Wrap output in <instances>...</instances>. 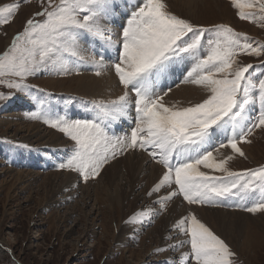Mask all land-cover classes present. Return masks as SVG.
I'll return each mask as SVG.
<instances>
[{"label": "snow or ice", "instance_id": "obj_1", "mask_svg": "<svg viewBox=\"0 0 264 264\" xmlns=\"http://www.w3.org/2000/svg\"><path fill=\"white\" fill-rule=\"evenodd\" d=\"M232 4L242 20L256 18L255 12L246 9L258 8L264 13V0H232ZM41 6L36 16L43 19L27 20L23 32L0 55V77L19 78V82L8 81L7 87L28 92L23 83L28 76L46 63H56L60 72H66L65 54L81 58L82 42L101 38L107 49L115 50L111 68L124 89L111 106L97 105L99 111L93 119L65 116L46 121L75 142L72 155L60 169L76 171L87 182L100 175L109 151L114 158L118 145L121 154L139 148L164 169L154 192L167 185L174 187L170 196L182 195L190 205H220L228 197L244 199L241 193L259 189V198L244 210L264 212V167L235 172L228 167L233 155L218 161L213 154L230 148L244 157L239 145L251 143L248 137L254 130L264 128V69L256 77L253 65L238 59L241 55H264V45L227 25L209 28L181 18L169 11L165 0H139L119 33L109 26L120 10L117 0H59L58 4L47 0L46 6L41 0ZM19 7L0 8V24L10 23ZM185 61L191 64L180 82L198 86L205 96L186 106L169 104L165 97L171 87L161 91L160 85ZM97 68L99 76L104 65L97 62ZM0 83L5 82L0 79ZM0 99H5L3 94ZM253 111L256 118L246 123ZM31 118L41 117L33 114ZM124 119L135 125L126 141L113 131V125ZM202 168L225 175H210ZM178 224L189 236L195 264H238L229 245L194 214Z\"/></svg>", "mask_w": 264, "mask_h": 264}, {"label": "rangeland", "instance_id": "obj_2", "mask_svg": "<svg viewBox=\"0 0 264 264\" xmlns=\"http://www.w3.org/2000/svg\"><path fill=\"white\" fill-rule=\"evenodd\" d=\"M124 1L126 0H117L120 6L118 15H125L123 24L128 15L125 14ZM138 1L136 0V4ZM165 2L170 12L197 25L209 28L227 25L242 34V37L247 36L250 41L264 45V19H261L264 13H260L258 8L246 9L256 14L255 20L249 21L240 19L239 10L233 6L232 0H197L198 3L192 4L200 7L196 10L190 5V0ZM54 3L58 4L59 0H54ZM15 4L20 7L12 14L11 22L0 24V55L10 48L13 38L23 32L27 20L43 19L36 16L37 12L42 11L41 0H0V8ZM44 5H47V0H44ZM116 25L117 23L115 33H119L120 26ZM86 43L89 52L101 64L106 63L111 67L115 52L111 55L112 62L109 58L101 60L93 52V43L90 40ZM65 56L67 62H64L72 65L75 70L66 66L69 69L60 72L56 63H46L23 82L28 86V92L7 87L8 81L19 82L18 77H0L5 82L0 83V94L5 97L0 99V264H195L190 257V244L187 243L189 236L184 234L178 224L182 218L192 214L204 217L200 221L229 245L236 253L238 264H264V212L250 213L244 210L259 198V189L256 193H241L244 199L240 196L228 197L220 205H190L182 195L170 196L174 187L167 185L160 188L159 192H151L149 195V189L152 188L145 181L140 182L143 177L138 180L134 178L136 185L132 188L126 182L130 177H122L127 175L123 169L124 163L119 164L121 177L113 181L110 168L135 154L146 157L148 166L155 165L164 171L147 152L139 148L125 149L121 154L120 146H117L114 158L109 151V159L100 175L89 178L87 182L78 172L58 167L72 155L75 142L46 121L65 116L71 119H93L97 114L94 111H99L97 105L107 106V102L68 95L64 91L47 87V81H59L60 78L72 80L78 77L77 74L81 75L77 64L68 63L76 58L70 54ZM238 59L244 64H252L256 77L261 75L264 55H241ZM78 62L76 59L75 63ZM185 63L179 72L176 70L178 77L182 78V73L190 68L191 62ZM94 69L92 68V76H96ZM253 69L249 71L252 72ZM112 72L114 73L113 70ZM179 80L180 78L173 81L171 91L180 87L182 83ZM78 98L83 102L81 107L78 106ZM201 100L202 97L180 106ZM24 102L27 104L24 105ZM17 104H22L23 107H18ZM88 106L93 107V111ZM33 114H38L41 118L33 119ZM256 116L257 113L253 111L251 120L246 123H251ZM34 126L37 128H33ZM134 127L132 120L124 119L113 125V131L126 141ZM37 131H40V135H34ZM49 132L59 136V140H49ZM248 139L251 143L239 145L245 153L244 157L232 151L222 157L215 152L213 154L218 161L232 154L235 159L229 161L228 167L235 172L264 167V128L255 129ZM108 169L109 174H106ZM201 170L210 175H225L203 168ZM118 190L125 195L121 199L125 201L123 207L113 200ZM172 203H177L178 213L185 211L184 214L181 212L176 218L173 217L169 213ZM225 204L228 206H224ZM219 211H224L223 217L230 214L225 218L232 221V224L217 221L219 214L213 213ZM207 214L214 220H207ZM236 221L240 222L235 224ZM180 245L183 246L179 247Z\"/></svg>", "mask_w": 264, "mask_h": 264}, {"label": "bare ground", "instance_id": "obj_3", "mask_svg": "<svg viewBox=\"0 0 264 264\" xmlns=\"http://www.w3.org/2000/svg\"><path fill=\"white\" fill-rule=\"evenodd\" d=\"M124 2H125L124 5L126 7L125 14L129 13V11L132 10V8L136 5V0H126ZM194 2H197V0H190V5L195 10L197 8H200V7L196 6V5H192ZM219 12H220V10H219ZM124 16L125 15H118L117 17H115L113 19V21L110 22L109 26H110L111 30L114 33L117 31V29L115 28V23H117L116 27L121 26V21H122ZM113 24H114V26H113ZM90 41L94 45V48H93L94 51L93 52L97 53L99 55V57L103 56V58H109V55L114 53V50H109V49L106 48L105 42L101 38H93V39H90ZM86 44L87 43L82 42L81 58L75 57L79 62L75 63L76 59L75 60H71V61L68 62V63H72L73 65L77 64L79 67L78 66H76V67L80 69V74L81 75L77 74L78 77H75L72 80H65V79H61L60 78V80L58 79L59 81H57V80L56 81H53V80L52 81L51 80L47 81V85H48L47 87L49 89H51V90H56V91H59V92L60 91H64V93H66L68 95L69 94H74V95H78V96H81V97L85 96V97H88V98L97 99V100H99L98 102H107V106H111V102L114 101V100H117L118 97L123 94L124 89H123L122 86L119 85L118 78L112 72V68L110 67V65H108L106 63L104 64L105 68L101 69V75L97 76L95 74L96 76H92L93 75L92 68H95L93 71H97V62H99V61L89 52L88 47H87ZM66 58H67V56H66ZM184 64H186V63L184 62ZM64 65H65V67L67 66V67H71L72 69H74V67L72 65H67L65 62H64ZM108 67H110V68H108ZM67 69H69V68H67ZM180 69H178V70H180ZM178 75L174 74L169 79L164 80L161 83L160 87L161 88L171 87L172 84H173V81H177L178 78H180V80H179V82H180L184 78V75H183L182 78L178 77ZM181 75L182 74H180V76ZM204 96H205V94H204L203 90L200 89L198 86L193 85V84L186 85V83L185 84L182 83L179 88L172 89V91L168 93V95L165 97V101L167 103H169V104L177 103L179 105H184V104H188L189 101L194 100V99L195 100L196 99L200 100L201 97L203 99ZM80 100L78 98L77 103H78L79 107H81V103H83ZM26 104L27 103L24 102V105H26ZM17 105H18V107H23L22 104L21 105L17 104ZM87 108L89 109L90 107L88 106ZM90 110L93 111V107L90 108ZM78 112H81V111H78ZM82 113H86V112H82ZM33 128H37V127L34 126ZM48 134L50 135V139L49 140H52L54 142L59 140V136H57L56 134H53V133H50V132ZM34 135H40V131H37L36 133H34ZM43 137L44 136H42V138ZM42 138H40V140H42ZM230 151H231V149H227L226 148V149H221L219 152H215V154L217 156H219V157H222L225 154L230 153ZM146 160H147L146 157L141 156V155L138 156L136 154L134 156L130 155V156L126 157V159L124 158L123 161H121L120 163L118 162L117 164L113 165L112 168H110V169H112L111 170L112 172H110V174L112 175L111 176L112 180L114 179L113 181H116L119 177H121L120 175H121L122 172L120 170L119 164L124 163V168L123 169L126 170L127 173H125V174H127V175H123L122 177H124V176L130 177V179H128L126 182L130 183L132 188L136 185V183H135V181H133V179L137 178V180H138L139 178L143 177L140 180V182L141 181L142 182L145 181L146 182L145 184H148L149 187L152 188V189H149V192H154L153 189L156 187V184H158L159 181L161 180L162 174H163L164 171L161 170V168H159L158 166H155V165L154 166L153 165L148 166V164L145 162ZM206 170H208V169H206ZM107 173L109 174V169L106 172V174ZM155 182H157V183L155 184ZM63 184H65V181H64ZM114 187H115V184H114ZM149 187H147V188H149ZM47 188H48V186H47ZM163 188H164V186H163ZM108 191H110V189ZM124 196H125L124 192L121 191V190L120 191L118 190V191H116V195L113 197V200L117 204H119L120 206L123 207V203L125 201L121 200V199ZM165 198H167V197H165ZM112 202L113 201L111 200V203ZM170 206L172 207V209H171V211L169 213L172 214L173 217L176 218L177 216H179V214H181L182 211L180 213H178L179 205L177 203H175V204L172 203ZM189 209L191 211H193V209H191V208H189ZM196 210H197V207H196ZM197 211H200V210H197ZM183 212H185V211H183ZM222 212H224V211H222ZM222 212L219 211V212H214L213 213V214H219L217 216V218H216L217 221L223 220L224 222L226 221L225 222L226 225L232 224V221H229V220L227 221L226 218H225V217H227L230 214H228L227 216L225 215L223 217L224 213H222ZM235 215L241 216L242 214H235ZM195 216L199 220L201 219V217H202V219H204V217L202 215H201V217L198 214H196ZM206 218H207V220H214V219H211V215L210 214H207ZM239 222L240 221H236L235 224H238Z\"/></svg>", "mask_w": 264, "mask_h": 264}]
</instances>
